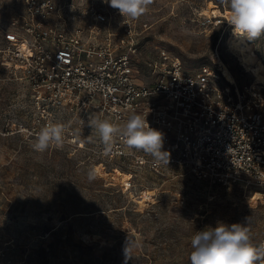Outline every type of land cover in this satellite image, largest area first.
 <instances>
[{
    "label": "built area",
    "instance_id": "2783aa9c",
    "mask_svg": "<svg viewBox=\"0 0 264 264\" xmlns=\"http://www.w3.org/2000/svg\"><path fill=\"white\" fill-rule=\"evenodd\" d=\"M149 28L141 17L124 18L93 2L23 0V9L0 30V66L26 86L28 119L0 127V135H19L31 144L45 125L62 124L63 147L87 148L88 139L96 166L122 171L120 164L127 163L122 172L130 175L129 184L139 169L156 175L182 171L252 189V197L264 191V82L239 80L218 48L211 64L196 73L163 44L148 54ZM132 113L164 133L169 163L130 149L119 135L106 149L99 136L87 134L96 131L89 126L92 118L123 126ZM75 124L87 132L85 139Z\"/></svg>",
    "mask_w": 264,
    "mask_h": 264
},
{
    "label": "rangeland",
    "instance_id": "374dc122",
    "mask_svg": "<svg viewBox=\"0 0 264 264\" xmlns=\"http://www.w3.org/2000/svg\"><path fill=\"white\" fill-rule=\"evenodd\" d=\"M57 1L93 2L116 11L106 0ZM209 6L230 12L226 0H151L140 16L150 25L147 53L163 44L196 73L211 64L218 48L239 80H254L229 48L228 20L206 15ZM22 9L23 0H0V30ZM252 41L254 53L264 59V33ZM28 103L26 86L0 66V127L26 121ZM75 128L85 139L87 132ZM87 143L40 153L19 135H0V264H190L196 231L245 218L252 242L264 244V200L252 198V189L182 171L156 175L141 169L129 187L116 178L125 172L96 166L97 155ZM120 165L127 170V163ZM146 189L152 194L140 204ZM256 264H264V257Z\"/></svg>",
    "mask_w": 264,
    "mask_h": 264
},
{
    "label": "clouds",
    "instance_id": "9594fccd",
    "mask_svg": "<svg viewBox=\"0 0 264 264\" xmlns=\"http://www.w3.org/2000/svg\"><path fill=\"white\" fill-rule=\"evenodd\" d=\"M106 3L122 17L136 19L146 12L151 0H106ZM226 3L230 9L228 24L234 34L252 40L264 33V0H226ZM89 126L96 129L106 149L111 148L114 138L119 135L130 149L151 155L156 163H169L170 152L162 150L164 133L150 127L147 118L140 114L129 115L123 126L99 117L92 118ZM65 132L62 124H47L35 134L30 146L40 153L51 146L62 148ZM88 175L89 179H94L93 172ZM190 246V264H256L264 257V244L256 246L252 242L247 218L230 225L218 222L215 227L206 226L195 232Z\"/></svg>",
    "mask_w": 264,
    "mask_h": 264
},
{
    "label": "bare ground",
    "instance_id": "6f19581e",
    "mask_svg": "<svg viewBox=\"0 0 264 264\" xmlns=\"http://www.w3.org/2000/svg\"><path fill=\"white\" fill-rule=\"evenodd\" d=\"M203 12L210 17L223 16L227 20L230 14L228 11L220 12L212 8V6L204 9ZM228 26L230 35L228 36L229 38L227 39V43L230 50L238 57L240 64L245 68V70L250 71V75L253 76V79L259 82H264V60L254 53L255 44L246 36L234 34L232 27L229 24ZM217 64L227 79L233 80V75L227 65L223 61H217ZM116 171L119 172L120 170L117 169ZM127 175L130 177L129 174L122 173L117 175L116 178L118 179V182H122L123 184H127L129 186L131 183L129 184V177H127ZM152 190L146 189L144 196H141L142 200L138 203L142 204L147 201L146 196H150L152 194ZM252 198L256 200H264V191H256Z\"/></svg>",
    "mask_w": 264,
    "mask_h": 264
}]
</instances>
